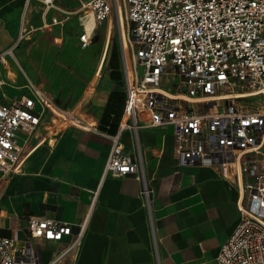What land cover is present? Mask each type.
Returning <instances> with one entry per match:
<instances>
[{
    "label": "built area",
    "instance_id": "1",
    "mask_svg": "<svg viewBox=\"0 0 264 264\" xmlns=\"http://www.w3.org/2000/svg\"><path fill=\"white\" fill-rule=\"evenodd\" d=\"M30 1L26 0L25 11ZM34 1L46 11L55 6V0ZM79 1L81 23L88 14L97 25L110 23L114 13L119 18L122 12L127 35L131 33L125 47L122 42L120 55L125 107L119 131L110 137L104 176L135 175L151 214L152 191L140 147L137 142L136 157L129 155L120 133L172 126L182 164L211 166L223 179L242 186L241 220L221 246L217 264H264V101L258 97H264V0ZM25 20L24 12L19 40L35 39L44 47L63 45L62 33L49 30L61 29L65 20L52 18L39 27ZM91 35L83 25L81 49L90 46ZM9 55L13 56L12 49L0 53V63ZM170 79L174 92L163 87ZM4 85L0 77V94ZM225 90L229 97L213 99ZM245 93L254 95L236 96ZM245 97L257 100L247 104ZM217 100L226 103L219 105ZM201 103H208V111L199 113L193 107ZM45 120L58 128L63 122L96 130L90 118L76 108L59 107L49 92L28 80L18 97L0 103V198L6 183L22 173L34 150L47 140V135L41 136L32 144ZM28 229L27 240L0 236V264H43L32 240L61 242L71 236L61 258L76 250L85 235V224L74 234L71 224L36 216L28 220Z\"/></svg>",
    "mask_w": 264,
    "mask_h": 264
},
{
    "label": "crops",
    "instance_id": "2",
    "mask_svg": "<svg viewBox=\"0 0 264 264\" xmlns=\"http://www.w3.org/2000/svg\"><path fill=\"white\" fill-rule=\"evenodd\" d=\"M25 4L26 0H0V53L13 50V56L0 63V77L5 82L0 103L18 97L31 80L64 108L58 75L50 77V71L56 64L74 68L82 55L80 51H89L90 46L85 50L80 48L81 24L89 34L92 33L88 29L97 31L102 24L94 27L90 14L82 23L77 17L76 23L82 29L77 38L79 48L67 53L70 45L66 30L70 18L56 16L53 8L46 11L38 1H30L26 11ZM14 6L22 11L18 31L13 27ZM24 12L26 23L31 25H35L36 16L40 24L52 18L65 20L61 29L49 30L62 33L64 43L60 48L44 47L38 40H30L25 52L27 69L21 67L15 55L18 45L26 41L19 40ZM31 47L40 54L39 59H44L47 85L30 77L29 71L37 73L29 61ZM105 55L100 59L94 81L100 75ZM111 61L112 54L107 62L108 81L101 86L99 94L86 102L89 94L86 89L71 106L80 110L81 115L84 112L88 118L90 115L96 130L67 126L59 132L40 131L32 144L41 136L47 135V140L34 150L22 173L13 176L3 187L0 236L27 240L30 217H45L71 224L74 234L85 224V235L76 250L61 258L71 236L61 242L32 240L41 252L43 264H217L221 246L241 220L242 186L234 179H223L211 166L182 164L176 156L172 126L140 129L137 134L132 130L120 133V141L129 155L136 157L137 142L140 147L141 164L152 191L151 214L141 196L142 182L135 175L104 176L111 151L110 137L119 131L126 100L123 76L118 88L112 80ZM163 87L174 92L170 86Z\"/></svg>",
    "mask_w": 264,
    "mask_h": 264
},
{
    "label": "rangeland",
    "instance_id": "3",
    "mask_svg": "<svg viewBox=\"0 0 264 264\" xmlns=\"http://www.w3.org/2000/svg\"><path fill=\"white\" fill-rule=\"evenodd\" d=\"M85 1V0H83ZM81 2L79 0H56L55 6L56 8H53L55 15L58 17H69L70 20L67 22V30L66 34L68 39L66 40L69 42L70 48L67 53L71 51V49L75 48L78 50V34L81 32V27L76 23V18L79 17L81 14L80 12L76 13L78 9L81 8ZM11 14L13 16V23L15 27V30H19V22L21 18L22 11L18 6H14L13 10L11 11ZM125 23L127 25V21L125 18V14H123ZM39 17V16H38ZM36 16L37 21H34V26L43 25L40 24V19H38ZM72 25V26H70ZM82 25V24H81ZM70 26V28H69ZM73 26L74 29H73ZM71 31H69V29ZM83 28V25H82ZM109 29V31H108ZM91 35V42H90V48L88 52L80 51L81 56L80 60L78 59V62L74 68H70L65 66L62 68L61 65L56 64L52 70L50 71V77L58 75V89L59 92L63 93V105L65 110H70L71 106L79 100L81 95L84 93V91L89 89L88 97L86 98V102H91L93 99L94 94H99L98 91L100 90L101 86L103 87L108 81L107 76V62L108 58L111 56V54L114 52L112 61L110 63V67L113 71L112 74V80L115 83V87L118 88L121 85L122 82V73H121V53H122V39L120 35V26H119V18L116 13H114L111 16V22L109 24V28L107 27V22H104L98 29L95 31V29H88ZM129 35V36H128ZM127 35L128 37H131V33ZM17 37V36H16ZM16 39V38H14ZM30 39H26V41H22L18 47L15 49L16 57L20 62L21 67L24 69H27L28 67V61L25 59V52L27 48V44H30ZM32 46V45H31ZM36 46V44L33 43V47ZM31 47L30 52H28L29 55H31L32 59L29 60L32 64L33 69H36L37 73L34 72V70L29 71L30 77L37 82H41L42 85H47L49 81L48 77H46V72L43 71L44 65L43 61L44 59H39L40 54L36 51L35 48ZM64 46L62 48L65 49ZM106 53V60L103 64L102 70L100 72V75L96 81H94V77L96 75V72L99 67L100 59L102 56ZM84 56V58L82 57ZM38 59V60H37ZM51 58H49L48 62H51ZM65 60V57L62 59ZM70 63V61L68 62ZM65 65V64H64ZM15 70H19L15 67ZM47 79V80H46ZM172 80L166 81L164 85L171 86L172 87ZM229 91H226L223 94H228ZM259 99L264 101V97L262 95L258 96ZM255 100H257V97H245V103L251 104L254 103ZM217 103L219 105H224L226 101L224 100H217ZM183 106L186 108H190L191 106L189 104L183 103ZM197 109L199 113H204L208 111L209 105L208 103H201L198 105L193 106ZM80 111V110H79ZM78 111V112H79ZM84 118H86L88 115L82 114ZM91 118V116L89 115ZM52 119V118H51ZM54 120V119H53ZM49 121V122H48ZM54 122L52 120H45L44 123H46L45 126H42L41 130L43 132L52 130L53 132H58L60 129L67 127L68 125L65 123H60L61 127H55L54 125L51 126V123ZM92 122V120H90ZM47 131V132H48Z\"/></svg>",
    "mask_w": 264,
    "mask_h": 264
},
{
    "label": "bare ground",
    "instance_id": "4",
    "mask_svg": "<svg viewBox=\"0 0 264 264\" xmlns=\"http://www.w3.org/2000/svg\"><path fill=\"white\" fill-rule=\"evenodd\" d=\"M118 13V12H117ZM89 15V14H88ZM91 15V14H90ZM123 13L121 12L120 16H119V26H120V35H121V39H122V42H124V47L126 46V42H127V25L125 23V20H124V17H123ZM86 17V16H85ZM83 19V18H82ZM97 24L94 22V27H96ZM88 33V32H87ZM89 34V33H88ZM254 95V93H245V94H239V95H236L237 97H240V96H252ZM230 95L229 94H220L216 97H214L213 99H220V98H227L229 97ZM125 118H128V114H126V117Z\"/></svg>",
    "mask_w": 264,
    "mask_h": 264
},
{
    "label": "trees",
    "instance_id": "5",
    "mask_svg": "<svg viewBox=\"0 0 264 264\" xmlns=\"http://www.w3.org/2000/svg\"><path fill=\"white\" fill-rule=\"evenodd\" d=\"M114 52L112 53V58H113Z\"/></svg>",
    "mask_w": 264,
    "mask_h": 264
}]
</instances>
